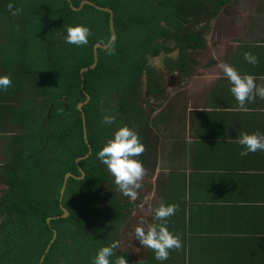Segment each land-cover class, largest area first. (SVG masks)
Listing matches in <instances>:
<instances>
[{
	"label": "trees",
	"instance_id": "obj_1",
	"mask_svg": "<svg viewBox=\"0 0 264 264\" xmlns=\"http://www.w3.org/2000/svg\"><path fill=\"white\" fill-rule=\"evenodd\" d=\"M90 1L94 5L74 10L70 3L76 7L80 0H11L22 8L19 15L12 16L7 8L10 0H0L5 30L0 64L12 73L11 85L0 90V119L20 128V133L4 136V159L0 160V264H91L99 246L118 240L123 216L119 201L123 199L103 186L112 178L95 155L112 133L111 126L101 122L105 111L116 117L117 124L123 121L109 107L108 96L113 90L118 92L116 108L130 112L132 122L141 116L136 132L143 144L147 137L143 122L149 123V117L136 100L144 93L143 86L148 93L160 92L152 60L172 51L170 46H162L160 38L175 41L179 58L169 68L184 75L189 66L184 48L204 46L198 30L203 17L198 14L209 19L222 5L234 2ZM96 5L112 10L115 52L97 47V63L91 68L93 45L105 44L111 37L109 12ZM69 24L89 28L88 44L76 46L60 39L59 33ZM130 30L136 33L132 40L127 37ZM82 67L87 70L82 72L81 86ZM84 92L90 96L81 108L86 138L77 108L86 99ZM87 153L76 164L75 159ZM66 172L83 177L69 176L59 200ZM173 174H167L169 182ZM164 183L169 186L164 195L170 202V183ZM60 204L68 210L65 217ZM47 217H51L49 223ZM53 229L56 236L43 256ZM115 252L121 255L119 250Z\"/></svg>",
	"mask_w": 264,
	"mask_h": 264
},
{
	"label": "crops",
	"instance_id": "obj_2",
	"mask_svg": "<svg viewBox=\"0 0 264 264\" xmlns=\"http://www.w3.org/2000/svg\"><path fill=\"white\" fill-rule=\"evenodd\" d=\"M223 10L203 33L204 46L194 49L207 52L209 58L187 78L194 86L192 96L186 95L182 110L173 116L155 119V156L144 169H157L145 172L141 181V193L154 190L142 206L155 207L161 200L177 205L167 226L179 235L182 246L158 261L136 241L142 254L128 264H264V152L241 157V146L235 143L241 132L264 133V99L257 96L247 102V111L238 110L219 67L229 63L264 85V46H258L264 45V0H235ZM246 51L257 57V64L245 61ZM170 130L174 146L172 139L164 138ZM17 131L13 123L0 119L1 152L4 136ZM171 171L174 179L169 182ZM164 181L170 183V202ZM138 215L143 217L140 226L152 222L150 210L141 207ZM122 255L126 257L123 251Z\"/></svg>",
	"mask_w": 264,
	"mask_h": 264
},
{
	"label": "clouds",
	"instance_id": "obj_3",
	"mask_svg": "<svg viewBox=\"0 0 264 264\" xmlns=\"http://www.w3.org/2000/svg\"><path fill=\"white\" fill-rule=\"evenodd\" d=\"M7 8L12 16L22 12V8L15 6L11 0ZM89 35V28L82 24L65 25L63 31L59 33L60 39L65 43L76 46L88 44ZM114 44L115 41L109 42L106 49L109 54L115 52ZM244 59L252 65L258 62L257 57L247 51L244 53ZM219 67L228 80L229 91L237 102L238 110L247 111V102L253 101L257 96L264 99V85H257L252 75H241L226 62L220 63ZM11 83L9 76L0 74V90L7 89ZM101 122L112 125L116 122V117L106 110ZM235 143L241 146L239 152L241 157L257 151L264 152V133L241 132ZM143 151L144 145L138 133L127 125H118L95 154L98 161L107 167L120 193L133 200L137 197V190L142 187L141 181L145 176V169L139 159ZM257 204L259 206L260 202ZM150 211L152 222L146 226H135L132 236L140 245L151 249L156 260L165 261L168 259L170 249H180L182 246L179 235L171 232L167 226V218L175 215L177 205L161 200L155 207L150 206ZM118 246L117 240L99 246L91 257V264H128L124 255L116 254Z\"/></svg>",
	"mask_w": 264,
	"mask_h": 264
},
{
	"label": "flooded vegetation",
	"instance_id": "obj_4",
	"mask_svg": "<svg viewBox=\"0 0 264 264\" xmlns=\"http://www.w3.org/2000/svg\"><path fill=\"white\" fill-rule=\"evenodd\" d=\"M82 0H80V2H81ZM90 1V0H89ZM80 2H79V4H80ZM92 2V1H91ZM93 3V2H92ZM84 4H87V3H84ZM83 4V5H84ZM225 5H227V3L226 4H224V5H222L220 8H219V10H218V12L216 13V15L217 14H219L221 11H224L223 9L225 8ZM97 6V5H96ZM77 7V6H76ZM104 7V6H103ZM198 9L199 10H201V9H203L201 6H199L198 7ZM221 10V11H220ZM203 18H202V22H206L207 21V23H208V25H209V22H210V20L213 18V17H210L209 19L207 18V15H204V16H202ZM205 18V19H204ZM209 27H207V29H208ZM199 30H200V35H199V39H200V41H203V42H206V40H205V38H206V34L204 35L203 33L205 32V31H207V29L206 30H204V29H202V28H198ZM0 31L2 32L1 34H0V42H1V44H0V52L1 53H3V51H1V50H3V46H4V40H5V35H4V28L2 27V20L0 19ZM8 37V36H7ZM171 47V46H170ZM172 48V51H171V53H169L168 55H165L164 57L162 56V55H159V56H155V57H158L159 58V61H158V67L159 68H157L156 66H155V64H154V61L152 60V66H153V68L155 69V68H157L158 69V73H157V75H158V77H159V87L161 88L160 89V92L159 93H154V94H151V93H148L147 92V90H146V88L143 86V87H141V91H143L144 93V95H141V92H140V94L138 95L139 97H138V99L136 100V103H137V106L139 107V108H142V110H143V107H142V102H143V106H144V108H146V111H144L143 110V112H144V114L145 115H147L148 117H149V123H147L146 121L145 122H143V125H145V129H144V132H146V133H148V132H151L152 133V137L154 136V138H153V140H157V138H156V135H155V133H154V130L153 129H151V128H154V126H155V123H156V121L157 120H155V119H157V118H161V115L162 114H166V116H168V115H171V116H173L175 113H176V111H177V109H179L182 105H181V103L182 102H180V98H179V94H175V92H174V94L172 95V97H173V99H172V101L170 100V101H168V100H166V101H163L162 103L160 102V101H157L156 102V100H159L160 98H162V96L164 95V87L163 86H166L165 87V89H167L168 90V88H170V87H173V85L174 84H177L178 83V85H182L183 83L185 84L186 82H187V78L189 77L188 75H190L191 77L192 76H194L195 75V73L197 72V70H198V68H199V66H200V69H201V67H203V65H204V62H202L201 60H200V58H199V56H198V54H197V52L195 53V50L194 49H192V48H187V53L189 52V56H192L194 59H195V61H194V63L193 64H189V68H186V71H188V73H186V74H184V75H180L181 76V78H179V79H174L173 77H169V78H167V77H165V75H167L169 72L170 73H176V74H178V69H176V68H168V64L169 63H172L173 64V66H176V64H177V62H178V58H179V56H178V53H177V50H176V48L175 47H171ZM200 49V48H199ZM173 51H175V52H173ZM1 53H0V60L2 59L1 58ZM172 53H174V55L172 54ZM154 57V58H155ZM165 57H167L168 59H167V61L166 62H164V58ZM154 71V70H153ZM15 72V71H14ZM29 72V71H28ZM156 73V72H155ZM0 74H2V75H7V76H11L12 75V73H11V71L10 70H7L6 68H3L2 67V65L0 64ZM165 74V75H164ZM160 75H161V77H160ZM179 75V74H178ZM185 76V77H184ZM145 80V78L143 79V81ZM167 86H168V88H167ZM27 91H29V88H27ZM111 93L113 94V96H115V98H110V95H111ZM111 93H110V95L108 96L109 98H110V100H109V103H108V105H109V107H114V109H115V111H117L119 114H121L122 115V119H123V121H122V124H117V122H115V123H113L112 125H110L111 126V128H112V131H113V129H115L118 125H127V126H129V127H131V128H133L135 131H136V129L137 128H140L141 127V116H139L137 119H135V121L134 122H132L131 121V115H130V112H124V111H122V110H120V109H118V108H116V106L118 107V103H119V98H120V96H119V94H118V92H116V90H113V91H111ZM144 96H146V97H144ZM26 98V97H25ZM89 98H90V96H89ZM117 98V99H116ZM145 98V99H144ZM163 99V98H162ZM142 100V101H141ZM146 100V101H145ZM85 101V100H84ZM80 102H83V101H80ZM169 102V103H168ZM79 103V102H78ZM77 103V104H78ZM175 104V105H174ZM149 107V108H148ZM78 108V107H77ZM82 108V107H81ZM80 110V109H79ZM166 110V112H164ZM81 111V115L83 114V111H82V109L80 110ZM178 112V111H177ZM116 113V112H115ZM134 123H135V125H134ZM148 124V125H147ZM82 125H83V123H82ZM136 125H138V126H140V127H137ZM16 129H19L17 126H16ZM160 129V128H159ZM159 129H157V130H159ZM147 135V134H146ZM152 137H149L148 135H147V137L144 139V141H143V145H144V151H143V153H141L142 154V158H141V161H142V164H143V167L145 168L147 165H148V163H150L152 160H150L149 158H152V156H150L151 154H152V150H155V148H152L153 147V145H151L150 144V141H151V138ZM108 139V138H107ZM106 141V140H105ZM149 144H150V146H149ZM4 147V146H3ZM2 150H3V148H2ZM4 159V156H3V153L1 152V150H0V160H3ZM1 163V162H0ZM110 174V173H109ZM112 179H111V182L109 183V182H107V181H104L103 182V186L107 189V191H109V193L112 195V194H115V193H117V194H119L118 196H119V199L121 198V199H123L122 201L120 200L119 202L120 203H122L123 205H122V212H123V216H121V219H122V223L120 224L121 226H120V229H119V232H118V240L117 241H119V246L120 245H129V244H131V242L129 241V237H127V234H129V236H132V232H133V229H134V227L135 226H140L141 225V223L138 221L140 218H139V216H137L136 214L138 213V211H140L141 210V207H142V204H143V199L145 198V196H147V195H151L152 193H153V188H152V190H148L146 193H141V191L142 190H144V189H142V190H140V189H138L137 191H138V195H137V197L135 198V200H133V199H131L130 197H126V196H124V195H122L121 193H120V191L116 188V186H115V184H114V182H113V177H112V175L110 174L109 175ZM109 186V187H108ZM1 188H3V186L2 185H0V191H1ZM61 189V188H60ZM150 189V188H149ZM135 214V215H134ZM124 217V218H123ZM89 228V227H88ZM127 230V232L125 233V235H123V237H121V232L122 231H124V230ZM135 239V238H134ZM137 240L135 239L134 240V242H136ZM118 246V247H119ZM116 251H118L117 249H116ZM120 251V250H119ZM121 252V255H122V251H120Z\"/></svg>",
	"mask_w": 264,
	"mask_h": 264
},
{
	"label": "rangeland",
	"instance_id": "obj_5",
	"mask_svg": "<svg viewBox=\"0 0 264 264\" xmlns=\"http://www.w3.org/2000/svg\"><path fill=\"white\" fill-rule=\"evenodd\" d=\"M235 1V0H234ZM239 1V3H240V0H237V2ZM242 1V0H241ZM200 3H202V4H205L204 3V1H200ZM204 9L206 10V11H208V12H210V10H209V7H204ZM201 14H204V13H199L198 15H199V18H202V16H200ZM216 17H213L211 20H210V22H212L214 19H215ZM2 20V19H1ZM3 22V21H2ZM209 25H208V23H207V21L206 22H200L199 24H198V28H202V29H204V30H206L207 29V27H208ZM188 28H185V31L187 30ZM193 31H195L196 29H192ZM199 30V29H198ZM2 32L0 31V34H1ZM135 36H136V33L133 31V30H130L129 32H128V34H127V37H128V39L129 40H132L133 38H135ZM160 42H161V44H162V46H171V47H174L175 46V41H173V40H164V39H162V38H160ZM97 43V42H96ZM0 44H1V42H0ZM160 48H162L161 46H160ZM187 47H185L184 48V50H185V52L184 53H186L187 52V49H186ZM173 52H175V51H173ZM199 53V54H198ZM173 55H174V53H172ZM189 54V52L187 53V58L189 57V60H188V63L189 64H193L194 62H192V60H191V58H193L192 56H189L188 55ZM197 54H198V56H199V58H200V60L202 61V62H205L208 58H209V54L207 53V52H203L202 50H200V51H198L197 52ZM193 60L195 61V59L193 58ZM153 61H154V64H155V66L157 67V68H159L158 67V61H159V58L158 57H155L154 59H153ZM173 64L172 63H169L168 64V68H169V66H172ZM157 68H153V70H154V72H156V74L159 72L158 71V69ZM187 68H189L188 66H187ZM186 73H188V71H186ZM151 74V73H150ZM165 75V74H164ZM191 75V74H190ZM190 75H188L189 76V78L191 77ZM160 77H161V75H160ZM165 77H167V78H169V77H173L174 79H179V78H181V76L180 75H178V74H176L175 72L174 73H168L167 75H165ZM185 77V76H184ZM188 78V79H189ZM187 79V82L184 84H182V85H178V83L177 84H174L173 85V87H170V88H168V86H167V88H168V90L167 89H165V87L166 86H163L164 87V95L162 96V98H160L159 100H156V102L157 101H160L161 103L163 102V101H166V100H168V101H172V99H173V97H172V95L174 94V92H175V94H179V98H180V102H183L184 100H186L187 99V96L186 95H191V93L193 94V91H192V89H193V84L192 83H189V80ZM142 95H144V94H142ZM192 96V95H191ZM144 97H146V96H144ZM110 98H115V96H113V94L111 93V95H110ZM117 99V98H116ZM145 99V98H144ZM142 101V100H141ZM146 101V100H145ZM158 103V102H157ZM169 103V102H168ZM175 105V104H174ZM142 107H143V110L144 111H146V108H144V106H143V102H142ZM182 107V106H181ZM179 108V109H177V111L178 110H182V108ZM149 108V107H148ZM164 112H166V110L164 111ZM114 114L116 115V114H118V113H115V110H114ZM180 125V129H182V124H179ZM19 128V127H18ZM20 131V128L18 129V133H20L19 132ZM171 130L164 136V138L167 140V141H169V140H171L172 139V142H171V144H172V146H174V144L176 143V138H171V137H169V135L171 134ZM175 132V131H174ZM147 135L149 136V137H152V133L151 132H148L147 133ZM153 138H154V136L151 138V141H150V144L152 145L153 144ZM150 144H149V146H150ZM1 145V144H0ZM153 152H152V154L150 155V156H152V158L155 156L154 155V152H155V150H152ZM152 158H149L150 160H152ZM157 169V167H155L154 168V170L153 171H148V170H145V172L146 173H148V174H152L155 170ZM146 175V174H145ZM142 179H144V177L142 178ZM145 179H147L146 177H145ZM142 191H144V190H142ZM148 205V207L146 206V205H144V206H142V209L144 210V212H145V210L146 211H148L149 212V210H150V205L149 204H147ZM146 208V209H145ZM137 216H139L138 215V213L136 214ZM144 215V214H143ZM145 216V215H144ZM140 223L143 221V217L142 218H140L139 220H138ZM127 232V230L125 229L124 231H122L121 232V237H123V235H125V233ZM127 237H129L128 239H129V241L131 242V244H129V245H120L118 248H117V250H120V251H123V252H125V254H126V257L128 258V259H134V261L135 260H137L138 258H139V255H141L142 253H140V250H139V247H138V245H134V237L133 236H129V234H127ZM148 250H151V249H149L148 248ZM152 251V250H151ZM135 257V258H134Z\"/></svg>",
	"mask_w": 264,
	"mask_h": 264
},
{
	"label": "water",
	"instance_id": "obj_6",
	"mask_svg": "<svg viewBox=\"0 0 264 264\" xmlns=\"http://www.w3.org/2000/svg\"><path fill=\"white\" fill-rule=\"evenodd\" d=\"M67 1H70V0H67ZM84 3L90 4V5H94V3H92V2L89 1V0H82V1L80 2V4H79L77 7L73 6L71 3H70V6H71L74 10H77V9L81 8L82 5H83ZM96 7L99 8V9L106 10V11L109 12V28H110V30H111V37H110V39H109L105 44H100V43L97 42V43H95V44L93 45V62L89 65L91 68H93V67L96 65V63H97V53H96V49H97V47H102V48H104V49L107 48L109 42H110V41H113V40L115 39V36H116V33H115V31H114V26H113V13H112V10H111L110 8H108V7H100V6H96ZM85 70H87V67H82V68L80 69V84H81V86H82V82H83L82 72L85 71ZM84 94L86 95V99H85V101H83V102H79V103L77 104V107H78V109H80V110H81V107H82L83 103H85V102L89 99V95H88V93L84 92ZM82 119H83V130H84V136H85V138H86V132H85V126H84V114H82ZM89 151H91V150H89ZM88 153H89V152H88ZM88 153H87L86 155H84V156H79V157H77V158L75 159L76 164H78V161H79L81 158L86 157V156L88 155ZM81 172H82V170H81ZM69 176H73V177H83V175L77 176V175H74V174L71 173V172H66L65 175H64V178H63V183H62L61 189H60L59 200H61V198H62V194H63V192H64V188H65V185H66V181H67V179H68ZM60 208H61L62 211H63V213L61 214V216H64V217L67 216V215H68V210H67L65 207H63L62 204H60ZM50 218H51V217H47V219H46L48 223H49V221H50ZM55 236H56V231H55V229H53L52 237H51V239L49 240V242H48V244H47V246H46V248H45V250H44V254H43V256H45L46 252L49 250V247H50L51 243L53 242ZM43 256H41V259H40L41 261H42V259H43Z\"/></svg>",
	"mask_w": 264,
	"mask_h": 264
}]
</instances>
